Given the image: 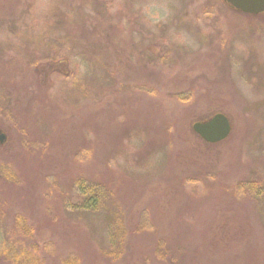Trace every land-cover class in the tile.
Masks as SVG:
<instances>
[{
    "label": "rangeland",
    "instance_id": "rangeland-1",
    "mask_svg": "<svg viewBox=\"0 0 264 264\" xmlns=\"http://www.w3.org/2000/svg\"><path fill=\"white\" fill-rule=\"evenodd\" d=\"M100 1L0 0V264H248L264 246V13L110 0L108 19ZM215 113L231 132L207 144L191 126ZM170 124L171 151L148 145ZM114 171L126 183L77 208L79 181L92 193Z\"/></svg>",
    "mask_w": 264,
    "mask_h": 264
},
{
    "label": "trees",
    "instance_id": "trees-1",
    "mask_svg": "<svg viewBox=\"0 0 264 264\" xmlns=\"http://www.w3.org/2000/svg\"><path fill=\"white\" fill-rule=\"evenodd\" d=\"M111 4H112V2H110V0H104L103 2L100 1V3H95V5L93 6V13L96 14V15H100V16L107 15L108 19H110L111 15H114V17H115L116 14H118L117 11H115L113 14H109L108 13V11L110 10V6L109 5H111ZM120 10L122 11L121 8H120ZM262 13H264V12H262ZM99 28H102V27H99ZM91 37H92V39L98 38L96 36H91ZM113 50L117 52V49L115 47L113 48ZM118 53H119V50H118V52L116 54H118ZM41 99L42 98L39 97L38 100L41 101ZM165 129L156 130V134L154 135L155 140L153 138H151L149 143H148V145L152 144V146H156L159 143L157 145V146H159L163 142L164 139L168 140L170 138V136H172L173 133H174L173 132V125L170 124ZM164 130H165V135L163 137V131ZM172 140L173 139L163 142V143H167L168 144V146H169L168 150L169 151L172 150ZM163 143L161 144V147H162ZM205 143H207V142H205ZM207 144H210V143H207ZM144 147L146 148V145H142V147L139 150H136V152L139 153V155L136 156V152H135V156H136V158H138V160H141V159H143L145 157L142 154L143 150H145ZM99 177H100L99 179L92 180V182H90L91 185H92L90 187V189L93 190L92 193L89 192V190H88L89 188H88V185H86V181H79V183H82V186H83L81 188V191L79 192L80 193L79 196L82 198V201H83L84 204H82L81 206L78 205L77 208L86 209V210H93L96 201L100 198V189L99 188L101 187L102 183H105V184L107 183V184H109V185L114 187V186L126 183L124 181H125V179H128L127 177H125L120 172H115V171L113 172V174L107 175V177H104L102 175H99ZM198 180H200L199 177L198 178L194 177V178H191L190 181L192 183H195ZM209 183L213 184L215 187L220 185L218 182H215L212 178L209 179ZM240 186H241L240 184L237 187H232L231 186V188H232L231 191L236 190ZM256 190L259 191L258 193L264 199V188L256 189ZM214 191H215L213 193V198L214 199L219 198L223 194V193H221L222 192L221 190H214ZM90 200L94 201L95 203L93 205H91L90 204L91 203ZM118 233H119V229H118L116 235ZM125 237H126V235H125ZM117 239L121 240L122 238L118 237ZM118 240H117V243H118ZM118 245H119V243H118ZM34 248L37 249V246L34 245ZM171 248L173 249V255H174V252L177 250V248L174 245H172ZM243 252H245V251H243ZM248 257H249L248 264H264V246L261 248V251L257 250L255 252L248 253ZM27 261H28V259H27ZM28 262L30 263V261H28ZM74 262H75L74 260H67L64 264H75Z\"/></svg>",
    "mask_w": 264,
    "mask_h": 264
},
{
    "label": "water",
    "instance_id": "water-1",
    "mask_svg": "<svg viewBox=\"0 0 264 264\" xmlns=\"http://www.w3.org/2000/svg\"><path fill=\"white\" fill-rule=\"evenodd\" d=\"M231 8L250 15L264 12V0H223ZM192 130L205 142L214 144L226 139L231 132L229 119L222 113L213 114L206 121H196ZM5 140V135L0 132V143Z\"/></svg>",
    "mask_w": 264,
    "mask_h": 264
}]
</instances>
